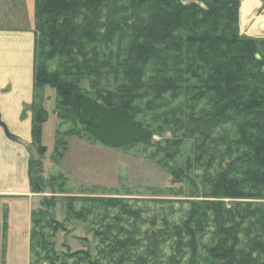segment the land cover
Instances as JSON below:
<instances>
[{"label":"trees","instance_id":"trees-1","mask_svg":"<svg viewBox=\"0 0 264 264\" xmlns=\"http://www.w3.org/2000/svg\"><path fill=\"white\" fill-rule=\"evenodd\" d=\"M242 4L35 0L33 145L40 147L49 119L42 96L49 88L59 118L107 148L150 146L165 127L176 133L166 143L168 159L188 139L200 158L221 148L225 167L208 177L211 197L245 202L212 207L214 240L203 255L191 244L188 264H264V204L251 202L264 201V39L241 34ZM147 116L152 122L141 120ZM221 127L230 132L217 135ZM57 142L65 152L66 141ZM29 177L39 193L32 155ZM198 218L192 211L184 232H199ZM32 224L33 242L35 215Z\"/></svg>","mask_w":264,"mask_h":264},{"label":"rangeland","instance_id":"rangeland-1","mask_svg":"<svg viewBox=\"0 0 264 264\" xmlns=\"http://www.w3.org/2000/svg\"><path fill=\"white\" fill-rule=\"evenodd\" d=\"M16 1L8 0V4ZM242 2L241 34L264 39V30H252L256 19L264 17V0ZM243 16L250 21L247 25L241 21ZM84 85L88 90V84ZM42 96L49 119L40 147L33 143L30 148L41 187L36 193L34 215L39 229L32 242V264H188L191 244H197L203 255L214 240L212 207L231 209L245 202L211 197L208 177L225 167L219 166L221 148L200 158L196 142L188 139L178 155L168 159L166 143L176 135L172 127L157 133L147 147L107 148L89 139L81 127L74 129L59 118L55 91L48 88ZM141 120L152 122L150 116ZM72 130L76 135L70 134ZM228 132L229 127L216 131L217 135ZM60 139L66 141L65 152L57 146ZM42 146L47 148L43 156ZM192 211L202 223L195 220L198 226H193L200 230L196 234L183 230Z\"/></svg>","mask_w":264,"mask_h":264},{"label":"crops","instance_id":"crops-1","mask_svg":"<svg viewBox=\"0 0 264 264\" xmlns=\"http://www.w3.org/2000/svg\"><path fill=\"white\" fill-rule=\"evenodd\" d=\"M34 2L17 0L11 5L0 0V264H32V221L38 207L29 177ZM7 20L12 23L6 25Z\"/></svg>","mask_w":264,"mask_h":264},{"label":"bare ground","instance_id":"bare-ground-1","mask_svg":"<svg viewBox=\"0 0 264 264\" xmlns=\"http://www.w3.org/2000/svg\"><path fill=\"white\" fill-rule=\"evenodd\" d=\"M247 18L248 17L243 16V18L241 20L243 22V25H247L248 22H250V21H248ZM252 30L253 31L264 30V17H259V18L256 19L255 23L252 26Z\"/></svg>","mask_w":264,"mask_h":264}]
</instances>
